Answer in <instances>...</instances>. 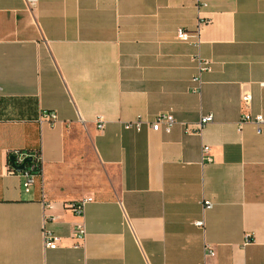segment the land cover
Here are the masks:
<instances>
[{
    "label": "crops",
    "instance_id": "crops-1",
    "mask_svg": "<svg viewBox=\"0 0 264 264\" xmlns=\"http://www.w3.org/2000/svg\"><path fill=\"white\" fill-rule=\"evenodd\" d=\"M200 2L0 0V264H201L206 245V264H264V126L237 130L264 114V0ZM200 23L198 49L176 38ZM196 55L211 62L198 94ZM160 113L169 133L124 129ZM15 151L39 156L28 193Z\"/></svg>",
    "mask_w": 264,
    "mask_h": 264
},
{
    "label": "built area",
    "instance_id": "built-area-1",
    "mask_svg": "<svg viewBox=\"0 0 264 264\" xmlns=\"http://www.w3.org/2000/svg\"><path fill=\"white\" fill-rule=\"evenodd\" d=\"M37 0H24V3L28 9H31L36 4ZM191 2H194L196 6L198 7V10L205 7V4L200 2V0H188ZM201 24H198L197 29L193 32H187L182 29H179L176 34V38L183 42L188 43L194 46L195 48H199L201 44L200 40V27ZM194 61L197 65V73L191 78V87L190 90L192 93L198 94L200 91V88L202 86V75L210 70L211 62L209 60L201 58L199 55H196L194 58ZM261 87L264 88V83L261 84ZM241 104L244 110L246 111L249 108V105L251 103V95L248 93H245L241 96ZM40 121H47L50 123H54L56 121V115L53 112H44L40 115ZM212 122V116L208 115L206 117H202L197 124L196 128L193 129L190 125L182 124L184 132L186 134L194 133L196 131H200L202 127L208 123ZM176 124V121L174 117L170 113H160L154 117L152 121H144L140 118H137L133 121L127 122L124 124L125 130H132L135 132H139L143 125H147L150 130L154 132L163 131L165 133H169L172 129V127ZM246 124H251L254 126L255 131L257 134L261 133V129L264 126V114H256L252 115L248 112H244L241 114L238 123H237V130L240 132L242 127ZM104 127V122L99 118L96 120V129L102 130ZM202 153L206 160L208 162H211V158L209 157V149L208 147H203ZM11 156L14 157V161L16 165H20L24 159L30 157V162L26 163L24 166V169L17 173L15 172L10 165V172L16 173L22 178V190L25 193H28L34 183V178L38 175H40V160L38 153H30V152H20L15 151ZM92 199H82L80 201L68 203L67 207L70 209L74 214L76 215H82L84 206L91 202ZM46 207L50 208V204H45ZM203 210H208L211 208V204L209 202L203 203ZM45 224V221H44ZM194 225L198 228L204 227L203 220L196 221ZM85 236V231L83 225H79L75 229L74 237L78 240H82ZM42 237H43V245L46 249H56L59 245L60 238L53 235L51 232L45 230L43 228L42 230ZM250 237L247 236L244 240V243H249ZM204 260L201 264H206V260L209 258L214 257V251L206 245L204 247Z\"/></svg>",
    "mask_w": 264,
    "mask_h": 264
},
{
    "label": "water",
    "instance_id": "water-1",
    "mask_svg": "<svg viewBox=\"0 0 264 264\" xmlns=\"http://www.w3.org/2000/svg\"><path fill=\"white\" fill-rule=\"evenodd\" d=\"M30 160H31V158L28 157V158L24 159L23 162L20 165H16L15 161H14V157L11 156L9 158V162H10L11 168L17 173L21 172L24 169V167H25L24 165L26 163L30 162Z\"/></svg>",
    "mask_w": 264,
    "mask_h": 264
}]
</instances>
